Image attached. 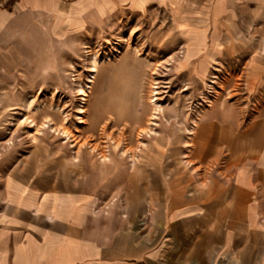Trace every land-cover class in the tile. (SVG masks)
Returning <instances> with one entry per match:
<instances>
[{
	"label": "rangeland",
	"instance_id": "rangeland-1",
	"mask_svg": "<svg viewBox=\"0 0 264 264\" xmlns=\"http://www.w3.org/2000/svg\"><path fill=\"white\" fill-rule=\"evenodd\" d=\"M247 20L166 43L153 37L166 18H110L62 37L20 24L7 34L17 52L0 56V193L16 168L39 174L88 197L111 237L148 224L165 180L218 177L230 152L200 146L264 117V18Z\"/></svg>",
	"mask_w": 264,
	"mask_h": 264
},
{
	"label": "crops",
	"instance_id": "crops-1",
	"mask_svg": "<svg viewBox=\"0 0 264 264\" xmlns=\"http://www.w3.org/2000/svg\"><path fill=\"white\" fill-rule=\"evenodd\" d=\"M110 18H166L153 32L166 43L204 35L210 24L264 18V0H0V56L17 52L7 34L22 23L62 37ZM15 62L8 56L7 68ZM220 140L200 146L230 152L218 177L165 180L148 224L111 237L94 223L88 197L12 170L0 193V264H264V117Z\"/></svg>",
	"mask_w": 264,
	"mask_h": 264
},
{
	"label": "bare ground",
	"instance_id": "bare-ground-1",
	"mask_svg": "<svg viewBox=\"0 0 264 264\" xmlns=\"http://www.w3.org/2000/svg\"><path fill=\"white\" fill-rule=\"evenodd\" d=\"M93 68H94L93 71L97 72V64L96 63H94ZM155 89H156V87L153 85V87H152V97L149 98V103L154 107V109H156V110L159 109L160 110V106L158 105L157 98L155 97V95H156ZM109 120H107L106 124H108ZM98 121H99V119H97V121L95 120V122H96L95 126L98 123Z\"/></svg>",
	"mask_w": 264,
	"mask_h": 264
}]
</instances>
